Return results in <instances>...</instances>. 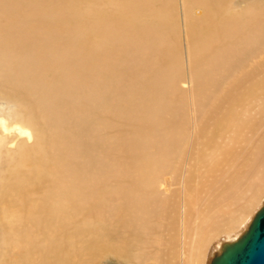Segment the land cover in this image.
Segmentation results:
<instances>
[{"label": "bare ground", "instance_id": "1", "mask_svg": "<svg viewBox=\"0 0 264 264\" xmlns=\"http://www.w3.org/2000/svg\"><path fill=\"white\" fill-rule=\"evenodd\" d=\"M22 1L0 0V264H210L264 203V8Z\"/></svg>", "mask_w": 264, "mask_h": 264}, {"label": "water", "instance_id": "2", "mask_svg": "<svg viewBox=\"0 0 264 264\" xmlns=\"http://www.w3.org/2000/svg\"><path fill=\"white\" fill-rule=\"evenodd\" d=\"M210 264H264V203L245 233L225 245Z\"/></svg>", "mask_w": 264, "mask_h": 264}, {"label": "rangeland", "instance_id": "3", "mask_svg": "<svg viewBox=\"0 0 264 264\" xmlns=\"http://www.w3.org/2000/svg\"><path fill=\"white\" fill-rule=\"evenodd\" d=\"M38 1H40V0H23L22 1V5H26V6H30V5H32V4H34V3H36V2H38ZM44 1H46L47 2V0H44ZM51 1V0H50ZM77 1L78 0H75V2L77 3ZM80 1V3H81V5H84V3L86 2V1H84V0H79ZM247 1V2H246ZM245 2L246 3H248L249 4V6H252V7H262V8H264V0H246ZM58 0H56V3L54 2V10H56L57 9V7H58ZM12 6V4H10V7ZM138 6V5H137ZM9 8V7H8ZM9 10V9H8ZM53 10V11H54ZM243 12L245 11V10H242ZM225 17V16H224ZM255 17H257V16H255V15H253L252 17L251 16H248L247 17V19H249V18H255ZM12 19H19L21 22H22V28L25 30V31H30V30H32L33 28H35V25L34 26H32V25H30L29 23H26V22H24V20L26 19V17H21V16H19V18H18V16L17 15H14V16H12ZM29 20H31V17L29 18ZM68 21V20H67ZM250 24H252V22L250 21L249 22V25ZM248 25V26H249ZM56 27H55V30H57V29H59L60 28V25L59 24H57V25H55ZM55 30H51V31H55ZM88 32L89 33H92L93 35H90L89 37H88V40L91 42V43H93L94 42V38H95V33L93 32V31H91V30H88ZM130 33V35L132 34V29H131V31H129ZM135 32V31H134ZM132 37L135 39V37H136V32H135V35H132ZM98 38H99V35H98ZM88 44H89V42H88ZM76 47H79V45L77 46L76 45ZM227 47V46H226ZM230 48H233L232 46H230ZM225 50V52H228V50L229 49H227V48H225L224 49ZM223 54H224V52H223ZM258 54V60L259 61H261V60H263L264 59V43L261 45V48H260V50H259V52L257 53ZM257 56V55H256ZM8 57L9 58H11V59H15V58H19V56H14L11 52H10V54H8ZM255 57V56H254ZM250 61H254V58L252 57V58H250L247 62H246V65H248L249 63H250ZM229 79H227L223 84H222V86H220V91L219 92H221V91H224L225 89H226V87L230 84V82H231V79H230V77H228ZM178 85V84H177ZM221 94V93H220ZM189 97H190V95L188 94V93H186V95H185V99L186 100H189L190 101V99H189ZM243 106H244V104L243 105H241L240 106V110H238V111H242V109H243ZM165 116V119H168V120H170V117L168 116V115H164ZM187 117H186V124H187V127H191V117H190V115H189V117H188V113H187V115H186ZM215 117V116H214ZM241 117H243L242 119H246V118H249V117H251L254 121L255 120H257V119H259L260 117H257V115H254V114H250V113H248L247 115H243V116H241ZM215 118H217V117H215ZM236 120H238V119H236ZM234 118H232L231 119V123H226L225 124V127H232V124L236 121ZM113 123H115L114 121H113ZM116 124V123H115ZM112 125V124H111ZM177 153H179L178 155H179V157L176 159L175 157H172V161H173V165H175V167H180L181 166V150L180 151H177ZM130 160V159H129ZM124 164H126L127 166L130 164L129 162H128V159H125L124 160ZM150 174V166L148 165L144 170H143V172H142V175L144 176V177H146V176H148ZM166 176H169L170 177V174H165ZM163 179V177L162 178H160L159 180H162ZM109 225H110V228H111V232H112V234L114 235V236H116L117 235V232H118V229H117V225L115 224V223H112V224H110L109 223ZM69 232V231H68ZM68 232L66 233L65 232V230H64V234H66V238H67V236H68ZM77 236H75L74 237V239L76 238ZM116 238V237H115ZM106 255H107V253L105 252V253H102V255L100 256V258H99V261H98V264H115V261H114V257L112 256V255H110V257H108V258H105L106 257ZM112 257V258H111Z\"/></svg>", "mask_w": 264, "mask_h": 264}]
</instances>
